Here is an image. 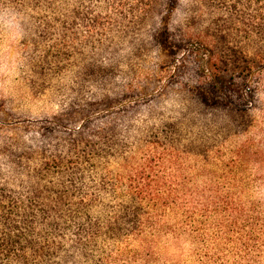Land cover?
<instances>
[{
	"label": "trees",
	"instance_id": "obj_1",
	"mask_svg": "<svg viewBox=\"0 0 264 264\" xmlns=\"http://www.w3.org/2000/svg\"><path fill=\"white\" fill-rule=\"evenodd\" d=\"M4 16L49 112L0 97V264H264V0H0Z\"/></svg>",
	"mask_w": 264,
	"mask_h": 264
},
{
	"label": "rangeland",
	"instance_id": "obj_2",
	"mask_svg": "<svg viewBox=\"0 0 264 264\" xmlns=\"http://www.w3.org/2000/svg\"><path fill=\"white\" fill-rule=\"evenodd\" d=\"M18 19L19 17L9 16L0 18V97L12 104L13 117L29 120L45 116L49 109H45V106L41 107L39 102H34L30 96L28 85L24 87L26 78L30 74V69L26 67V58H28V54L33 55L34 51L32 48L30 51H25L23 48L24 35L17 24ZM43 54V52L37 53L36 57H43ZM69 65L70 68L67 72L74 70L73 62L70 61H65L61 66L62 70ZM62 81L57 78V75H54L48 86L51 88V92H54L61 84H67L69 80ZM185 248L188 249L189 245H186Z\"/></svg>",
	"mask_w": 264,
	"mask_h": 264
}]
</instances>
